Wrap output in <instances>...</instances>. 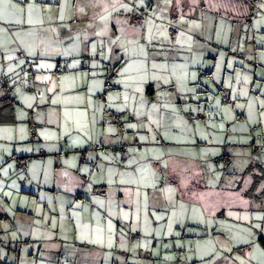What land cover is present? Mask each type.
<instances>
[{"label": "crops", "instance_id": "1", "mask_svg": "<svg viewBox=\"0 0 264 264\" xmlns=\"http://www.w3.org/2000/svg\"><path fill=\"white\" fill-rule=\"evenodd\" d=\"M175 1L169 12L176 19L180 8L174 9ZM219 1L214 10L208 3L206 11L236 23L225 36L237 45L199 49V58H216L198 83L193 76L182 84L172 77L139 82L131 92L138 103L128 105L125 89L114 90L112 79L113 88L100 99L109 70L98 68L106 60L95 62L90 45L80 41L104 30L92 15V0H68L63 21L46 23L51 30L44 36L24 37L34 41V56L11 36L0 39V80L7 78L19 104L18 123L0 125V264H194L179 259L181 230L185 235L196 225L209 226L206 216H225L228 206L243 212L264 205L263 196L260 201L245 196L253 177L264 176V152L256 155L253 150L257 134L264 135V49L258 45L264 28H256L264 23V14L240 15L229 10L234 2ZM256 1L259 5V0H249L248 10L256 9ZM236 6L239 12L246 7ZM50 7L55 16L58 5ZM85 7L88 16L79 11ZM125 21L128 36L140 38L147 30L130 18ZM152 24L157 28L159 21ZM244 25L254 31H245ZM120 26H109L113 37ZM250 34L251 45L242 46ZM67 42L77 46L68 54L76 62L74 72L63 75L67 66L57 47ZM180 49L175 45L167 58L161 52L153 61H171ZM134 54L145 57L137 50ZM108 61L115 65L124 59L113 56ZM93 66L105 80L81 72ZM197 71L202 68L190 73ZM116 84L124 87L120 77ZM224 94L235 106L223 104ZM65 112L72 114L71 120ZM111 146H124L126 152L112 153ZM41 148L46 155L36 157ZM80 152L95 160L98 169L83 163ZM17 160L26 163V183ZM237 181L242 182L240 190L235 189ZM263 189L264 180L258 193ZM98 229L102 243H93Z\"/></svg>", "mask_w": 264, "mask_h": 264}, {"label": "rangeland", "instance_id": "2", "mask_svg": "<svg viewBox=\"0 0 264 264\" xmlns=\"http://www.w3.org/2000/svg\"><path fill=\"white\" fill-rule=\"evenodd\" d=\"M173 1L174 0H145V4L151 5V7H145L140 5L138 0H92V15L102 22L104 30H101L99 37L87 34L86 38L80 41L82 45H84V43L90 45L91 53L94 54L91 58L95 59V62L106 60L104 67H99L98 69L108 71V69L114 68V70H116V77L112 78L114 88L116 87L114 90L125 89L126 105L130 102L138 103V100H135V95L132 93L138 89L139 78L134 79L133 73L131 72L124 73V69L128 68L129 65L140 66L146 64L147 71L143 74V81L151 79L152 81H159V79L167 80V77H172L173 80L179 81V83L182 84L184 82H189L191 76H193V79L196 80L195 83H198L202 76H206L205 71L207 67L212 66L216 58L214 55H212V60L210 58L205 60L206 56H200L199 58V49H205L207 47L219 49L220 46H223L224 49L229 50V47L232 45H237V40L225 36V33L231 35L232 32H234V25L236 26V23H229L225 18L219 17L218 14L217 16L212 11H206L210 9L208 3L211 9L214 10L218 2L221 1L176 0L174 9H176V6L180 8L178 10L180 16L176 19L173 18V15L169 12L170 6L173 5ZM228 1L229 3H235L232 8H229V10L233 9L232 12H236L237 14L240 13V15H244L247 12L248 9L244 6L241 7V12L237 9L238 7L236 4L240 6L242 4L240 0ZM262 2H264V0H259L260 6L257 1L256 3L253 2L254 5L257 4L253 13L254 15L262 16L264 14V8L261 7ZM121 4L128 5L131 11H126L121 7ZM183 8H186L187 11H183ZM191 10H193V12H191ZM84 12L86 16L89 15L87 7L84 8ZM132 16L133 18L143 19L142 24L137 23L135 25L136 27H140V30H143L142 26L147 28V30L142 31V36L140 38L125 34V27L127 26L125 20ZM155 19L159 21L157 28H154V24H152ZM113 22H117L121 25L118 28L117 35L115 34L114 37L108 29ZM105 26L106 30L104 28ZM250 26L251 25H244V30L253 32L254 29L250 28ZM256 28H264V23H256ZM156 32H162V36L154 34ZM153 37H156L158 40ZM160 40L162 42H159ZM252 41V34H250V38L245 39V37H243L242 46H249ZM175 45L176 47L181 46V49L179 50V54L177 52L172 55L171 61H169V59H165L164 61L161 60L160 63L153 61L156 60L154 55H159L161 52H163V55L167 58L168 55L166 53L171 51ZM258 45L264 49V39H259ZM76 47L75 43L70 42H67L65 46L60 44L57 47L58 50H60L59 53L64 55L60 60L70 61V66L63 71V75H65L64 73L74 72L76 60H73L68 54L74 52ZM184 47L185 49H182ZM135 50L141 52L145 57L142 58L134 54ZM113 56L119 59L123 58L124 61L120 62L119 65H113L111 61H108V59ZM151 59L152 61H150ZM128 61H130V63L127 65ZM124 63L126 64L123 65ZM152 64L161 67L154 69L152 68ZM196 67H201L202 72L197 71L195 73H190L191 69L193 72ZM98 69H95V66H93L81 72H88V74H92L94 78H96V76H101L99 78L105 80V77L102 76L104 73ZM43 71L44 70L40 73L42 74ZM122 73L124 74L122 75ZM119 77L124 87L116 84V80ZM62 80L63 83H65V78L62 77ZM2 83L3 79L0 80V91L5 92ZM54 83L57 88V79L54 80ZM9 90L11 95V87ZM130 97L132 99H130ZM226 208L225 216H223V214L220 215L218 212L217 214L206 216L207 221L209 219V226L204 224L196 225L189 229L185 235L182 230L179 232L180 234L177 236V239H182L181 246L179 247V254H181V256L179 255L180 260L185 261L188 259L191 262L194 261V264H241V260L244 261V264H257L255 260H247L245 254L248 253L250 249L243 241L252 240L255 242V246L258 250L264 249L260 241V238L264 237V232L261 231V229H264V219H260V217H264V205L259 209L249 208L243 212H239L235 207L230 208L228 206ZM256 225H260V228H257ZM229 249L231 251H229ZM209 253H211V255H209ZM237 256L241 257V260L235 259ZM200 257H203V259H200ZM220 258H222L223 261L220 260V262Z\"/></svg>", "mask_w": 264, "mask_h": 264}, {"label": "snow or ice", "instance_id": "3", "mask_svg": "<svg viewBox=\"0 0 264 264\" xmlns=\"http://www.w3.org/2000/svg\"><path fill=\"white\" fill-rule=\"evenodd\" d=\"M79 2V0H77ZM140 5L145 7H151L150 4H145V0H138ZM58 5L57 12L55 16L50 15L52 12L51 5ZM68 0H64V3L61 4V0H0V39L11 36L14 40H19L20 44L23 45V49L27 51V55L34 56L36 52L34 51V47L36 46L34 41L29 43L24 37H36V36H44L51 29L45 28L44 25L46 23L52 24L55 23L56 20L63 21L65 17L64 8L67 6ZM42 5H48V7H42ZM126 11H131V8L128 5L121 4ZM261 7L264 8V2L261 3ZM79 11L81 13L84 12L83 8H80ZM39 26V27H37ZM21 50V49H17ZM44 52H41V55H44ZM19 63L21 65L24 64V60H20ZM41 68H51V64H40ZM161 67L156 64H152V68ZM11 67L8 69L9 72L13 71ZM147 71V66H133L129 65L128 68L124 69V73H133V78H139V82H143V74ZM122 73V75L124 74ZM155 78V77H154ZM15 83V81H13ZM247 95V93H243ZM264 105V102H261ZM31 107V104L28 105ZM155 106H153L154 108ZM83 115V114H81ZM65 117L68 120L72 119V114L69 112H65ZM82 126V125H81ZM130 127H135V125H130ZM223 128V125H220ZM11 167V165H9ZM4 174L7 175L8 169H3ZM15 186V185H13ZM6 195H10V193H5ZM98 203H102L99 202ZM79 207V205H77ZM125 218H127V213H125ZM159 218V217H158ZM260 219H264V217H260ZM257 228H260V225H256ZM109 229H111V225H109ZM264 232V229H261ZM98 237L97 240L91 241L93 243H102V234L98 229L96 232ZM84 237H82L83 239ZM246 243L250 249L248 253H246V258L248 261L255 260L257 264H264V249H257L255 246V242L252 240L243 241ZM229 251H231L229 249ZM211 255V253H209ZM203 259V257H200ZM237 260H241V257H235ZM241 264H244V261L241 260Z\"/></svg>", "mask_w": 264, "mask_h": 264}, {"label": "trees", "instance_id": "4", "mask_svg": "<svg viewBox=\"0 0 264 264\" xmlns=\"http://www.w3.org/2000/svg\"><path fill=\"white\" fill-rule=\"evenodd\" d=\"M238 1V0H237ZM242 2L243 5H249V0H240ZM241 4V5H242ZM252 4V3H251ZM247 7V6H246ZM255 6L251 7L250 6V10H247L249 12V16H252L253 13H254V8ZM248 9V7H247ZM133 16L130 17V19L132 20V23L134 24H137V22H140L142 21V19H138L136 17H134L133 19ZM140 24V23H138ZM121 59V58H120ZM66 62H68V64H66ZM64 64L65 66H70V61L69 60H66L64 61ZM120 62H118L116 65H119ZM80 67L81 68H85V62L81 61L80 62ZM108 79H107V82H110L111 83V86L107 89V82H106V86H105V91L103 94L100 95V99L102 101H104L106 99L105 97V94L113 88V85H112V82H111V79L113 76H115L117 73H116V70L113 69H108ZM3 79V83H2V87L3 89L5 90L6 94L5 96H2L0 97V125H13V124H16L18 123V102H16L14 100V98L12 97V95H10V90H9V86H8V80L6 77L2 78ZM222 102H223V99H222ZM235 102V101H234ZM236 103V102H235ZM230 105V104H229ZM235 106V105H234ZM104 112H107V109L104 110ZM35 130V129H32V131ZM31 131V133H32ZM36 131V130H35ZM258 135V134H257ZM263 135V134H261ZM264 136V135H263ZM257 143L255 142V144L253 145V150H254V147L255 146H258V145H264V140L263 141H259L257 140ZM99 147V145H97ZM98 147H96V145H94V148L95 149H99ZM101 147V146H100ZM117 147H123L124 150H121L120 149H117L115 152H112V149L113 148H117ZM44 149V148H43ZM110 152L112 153H117V152H122V153H125L126 152V148L124 146H111L109 148ZM40 151V150H39ZM264 152V147H263V151L259 154H255L256 155H261L262 153ZM82 153V152H80ZM41 157H44V156H41ZM11 160V159H10ZM19 160H17V164H18ZM1 164V163H0ZM85 164H89V163H85ZM90 165V164H89ZM2 166V164H1ZM25 166H26V163H25ZM91 166V165H90ZM96 166H97V163H96ZM18 167V166H17ZM92 167V166H91ZM93 169H95L94 167H92ZM20 169V168H19ZM98 169V168H97ZM96 169V170H97ZM22 172H23V169H21ZM247 173H250V168L249 170L247 171ZM24 174V173H23ZM30 175V174H29ZM30 180V179H29ZM264 180V176L263 174L262 175H255L253 177V182L251 184V186L245 191V196L248 197V198H251V199H255V200H262V196L264 197V189L262 190V193H258V190H259V187H260V184L261 182ZM226 185V184H225ZM235 189L236 190H240L242 188V182L241 181H237L236 182V185H235ZM260 241H261V244L264 246V237H261L260 238Z\"/></svg>", "mask_w": 264, "mask_h": 264}, {"label": "built area", "instance_id": "5", "mask_svg": "<svg viewBox=\"0 0 264 264\" xmlns=\"http://www.w3.org/2000/svg\"><path fill=\"white\" fill-rule=\"evenodd\" d=\"M66 64H68V62H66ZM111 86V83L110 82H107V89ZM223 104H230L232 106L235 105V102L234 101H231L230 98L228 97V95L224 94L223 96ZM32 137L35 138L36 137V131L33 130L32 131ZM256 139L259 140V141H263L264 140V136L261 135V134H258L256 136ZM96 147H98L96 145ZM263 147L264 145H258V146H255L254 147V152L256 154H259L263 151ZM117 149H120L121 150H124L123 147H117V148H113L112 149V152H115ZM46 155V151L41 148L39 153L36 155V157H41V156H45ZM8 161L10 160V158L7 159ZM81 160L83 163H89L92 167H94L95 169H97V166H96V161L95 160H88V158L86 157V153L85 152H82L81 153ZM18 168L20 169H23V173H24V179H23V183H26L29 179H30V175H29V171L28 169L26 168L25 166V162L23 160H19L18 164H17ZM1 164H0V169H1Z\"/></svg>", "mask_w": 264, "mask_h": 264}]
</instances>
